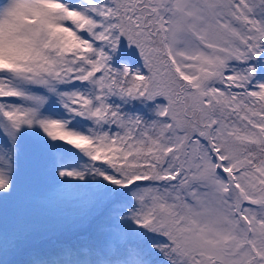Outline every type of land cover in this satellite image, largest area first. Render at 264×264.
Listing matches in <instances>:
<instances>
[{"label": "snow or ice", "instance_id": "1", "mask_svg": "<svg viewBox=\"0 0 264 264\" xmlns=\"http://www.w3.org/2000/svg\"><path fill=\"white\" fill-rule=\"evenodd\" d=\"M0 264H264V0H0Z\"/></svg>", "mask_w": 264, "mask_h": 264}]
</instances>
